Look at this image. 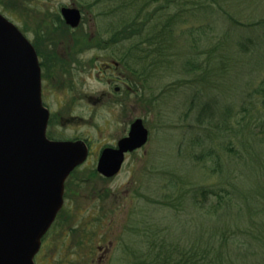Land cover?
Segmentation results:
<instances>
[{"label":"rangeland","instance_id":"1","mask_svg":"<svg viewBox=\"0 0 264 264\" xmlns=\"http://www.w3.org/2000/svg\"><path fill=\"white\" fill-rule=\"evenodd\" d=\"M19 1L12 0L22 7ZM186 1L187 6H191L194 2V0ZM115 2L114 5L118 4L117 0ZM24 3L30 7L24 8L26 14L16 6L4 7V11L0 8V11L4 15L7 14L6 16L20 28L26 26L31 29L34 22L37 23V14H39L38 23H41L39 25L41 32L49 29V26L52 27L55 22L56 25L52 27V29L56 28L54 41L63 40L62 46L66 47L67 52L69 50L67 56L69 61H72L71 66L73 63L70 79L77 83V91L82 98L70 113L76 117L72 122L59 125L60 123L56 121L54 127H49V131L53 129V137L60 139L84 136L97 149L106 143H114L126 134L129 123L135 117H141L149 131L147 143L127 155L124 165L114 177L101 179L97 174L91 175L90 169L95 166L96 154L89 156L76 168L66 185L62 209L35 255L36 264H98L97 259L100 254L98 246L107 245L109 241L112 246L104 264H126L135 254H142L148 247L146 243L157 239L160 233L169 237L170 244L165 245L166 251L174 256L175 247L200 248L203 245L200 236L205 232L204 228H221L226 223L225 220L232 227L238 224L239 229L263 232L262 237H264V160L259 157L261 175H255L248 163L244 166L241 164L236 166L243 174L239 175L236 174L237 171L230 159L233 150L240 145L238 140L246 137L247 127L259 131L255 141L254 149L257 150L255 154H264V27L259 29L258 25H250L251 22L264 17V0H218L217 5L227 10L229 16L232 15L237 23H231L230 18L227 19L223 14L216 22L205 21L196 18L195 14L192 16L188 14V21L183 25L197 26L206 23L209 27L212 25L216 28L214 32L211 30L206 32V35L212 38L210 46L217 45L218 51L226 46L221 41L222 37L226 35L225 40H228L229 36V50L225 51L229 54L226 61L228 73L222 76H209L206 75L208 73L205 69L186 71L184 61L189 58L190 52H183L182 49L187 51L188 46L185 43L188 42V38L182 36V39H179L181 46L176 45L173 48L176 57L173 60L171 57L172 65L167 68L165 63L159 71L155 72L156 69H153L154 73L148 74L147 92L151 98L150 106L146 107L143 102L131 98L136 101L135 111L128 107L125 112L122 105L115 102L113 87L109 88L107 83L99 80L96 74L102 69V62L122 56L130 41L124 40L110 46L105 45L104 48L94 46L95 40L100 37L112 35L118 38L111 28L118 22L117 16L121 15L119 11L114 17L108 15L103 18L99 13L107 9V2L99 7L90 8L79 5L82 12L81 22L72 30L63 25L58 27L56 19L57 15L60 16V4L78 5L76 0H24ZM168 12L162 13L166 16ZM233 27L238 31L232 30ZM29 29L27 36L31 40L40 36L38 33L35 36ZM90 33H95L99 37L88 41L87 37ZM48 38L49 35H42L43 51L46 49L44 47ZM221 43L222 45H219ZM43 54L46 60L45 55L49 52L45 50ZM237 55L239 58L232 70V63ZM205 56L206 54H202L199 61ZM57 58L58 62L62 60ZM209 62L210 68L215 63L219 64L218 59ZM222 65L220 63V66ZM215 67L217 65L213 66ZM222 71L223 69H218L216 73ZM110 72L116 73L112 69L103 74L106 77ZM205 75L207 78L202 80L200 76ZM197 78L199 80L195 83L196 89L202 88V92L191 105L194 84L180 82H186L185 80L190 82ZM64 88L58 87L57 90L52 91L55 94L53 97L55 101L50 102L47 98L49 108L55 112L64 108L62 103L67 101L64 97L70 96L68 92L66 93L68 95H64ZM103 90L105 94L97 103L86 97L87 94L92 97L100 96ZM207 100L214 109L227 106L231 117L228 116L223 120L219 117L209 119L208 113L204 117L201 116L199 105ZM237 119H239L238 125L229 123L227 126L228 122ZM246 122H248L247 127L243 128ZM237 128H239L238 134ZM214 132L220 133L219 136L215 137ZM212 158H217L219 162L221 161L220 164H215ZM257 161L258 158H253L254 163ZM174 180L177 183L182 181L190 184L185 188L187 194H182V197L178 198L177 204L181 202L179 206L169 207L166 205L167 200L164 201V190L165 186L174 190ZM216 183L217 186L225 187L227 191H232L234 185L237 188L239 205L244 210L247 206L243 197L250 196L251 198L248 199L254 209L252 215L246 217L247 210L243 213L235 208L226 213L231 214L230 220L224 216V219L214 225L211 216L214 210L210 209L211 205L208 209H199L192 195L197 193L193 190L194 186L212 188ZM214 198L215 196L208 197L209 202L215 203ZM262 206L263 212H256L255 209L258 207L261 209ZM259 223L261 226H258ZM173 242L177 246H172ZM256 243L259 244L257 249L262 250L264 245ZM242 261L236 264L252 262L249 257L243 258Z\"/></svg>","mask_w":264,"mask_h":264},{"label":"trees","instance_id":"2","mask_svg":"<svg viewBox=\"0 0 264 264\" xmlns=\"http://www.w3.org/2000/svg\"><path fill=\"white\" fill-rule=\"evenodd\" d=\"M115 1L116 0H76V2L79 3H77L78 5H86L88 8L93 6L99 7L101 4L107 2V9L104 11L102 10V12L99 13V16L101 17H107L108 15L114 17L117 15V11L121 14L120 17L117 16L118 22L116 25H111L113 28H111V30H113V32L115 31L118 38L108 35V37H104V44L110 46L124 40L130 41V44L126 46L125 57L128 55L130 58L128 57L126 59L132 60V63H129L126 60L125 66L130 71H133L137 76L136 86L138 99L141 100L145 98L144 92L146 89L147 77H149L148 74L150 72L154 73L153 69H156L155 72L159 71L165 63L167 68L172 65L171 57L172 60L176 57L173 48H175L174 46L176 45L181 46L179 39H182V36L188 38V42L186 41L185 43L188 46L186 48L187 51H184V49L182 50L183 52H190V55L188 56L189 58L184 61V67L187 68L186 71L192 72L197 69H205V72L208 73L206 75L209 76H222L225 73H228L229 68L226 65V61H228L229 54H226L225 51L229 50V36L228 40H225L226 35L222 37L221 41L224 42L223 44L226 46L223 47V50L218 51L217 49L219 47L217 45L210 46L212 38L206 35V32L210 30L214 32L216 29L215 27L212 25L209 27L206 23H200L197 26L183 25L188 21V14L191 16L195 14L194 16L196 18L199 17L210 22H216V20L221 17L220 15L223 14L227 19L228 17L230 18L231 23H237L236 19L232 15L229 16V12L227 10H224L221 5H217L218 0H194L191 6L186 5V0H183V2L182 0H117L118 4L114 5L116 3ZM163 11L169 12L165 16V14L162 13ZM250 25H258L259 29L264 27V17L251 22ZM232 30L238 31L236 27H233ZM120 36L122 37L120 38ZM258 43L259 40L256 41L257 46ZM219 45H222V43ZM213 51L216 54L213 53ZM202 54H206V56L203 60L199 61V57ZM121 58L124 59V57ZM238 58L239 55L236 56L234 62L232 63V70L235 68ZM217 59L219 64L215 63L214 65H217L218 68H213L214 65L210 68L209 61H217ZM220 63L223 65L220 66ZM218 69H223V71L217 74L216 71ZM206 75L200 76V78L202 77L201 79L203 80L205 77L207 78ZM198 80L199 78L195 79V82H189L188 80H185L186 82H180L194 84V89L191 93V98L193 100L191 105L194 104L197 95L202 92V88L196 89L195 83ZM249 80L250 77L248 81ZM199 106V114L203 117L206 116L207 113L209 119L219 117L224 120L228 116L231 117V112L228 110L227 106L214 109L211 103H209V100L202 102ZM242 120H244V117ZM229 123L238 125L239 119L235 121L231 120L228 122L227 126ZM247 124L248 122L244 124L243 128L247 127ZM224 126L226 127L225 123ZM219 127H221V125ZM236 133H239V128L236 129ZM258 133L259 131L257 129L254 131L252 128L247 127L246 137L238 140L240 144L239 147H237L236 150L234 149L233 154L230 155L235 171L238 172H236V174L243 175L236 166L240 164L244 166L247 165V163L250 169L255 172V175L262 174V168L259 167V157L264 160V154L259 153V155H256L255 153L257 150L254 149ZM219 134L220 133L214 132L215 137L219 136ZM213 156H215L214 153ZM198 158L200 159V154L198 155ZM253 158H258V161L254 163ZM212 160L215 164H220L221 162H219L217 158H212ZM188 184H185L182 181L177 183V181L174 180V190H170L167 186H165L164 201L167 200L166 205L169 207L179 206L181 202H178L177 204V200L182 197V194H187L185 192V188ZM217 185L218 184L216 183V185H213L212 188L203 186L195 188L194 186L193 190L197 191V193L192 195L193 200L198 205L199 209H208L209 205H211L210 209L214 210V213L211 215L214 220V225L217 221L220 222L224 219V216L229 219L231 214L226 213L235 208L243 213L247 210L246 217H250L252 215L254 209H252L248 199L250 196L244 195L243 197L247 206L244 210V208L239 205L236 192L237 188H235L234 185H232V191H227L225 187L222 188ZM210 196H215V203L209 202L208 197ZM255 210L256 212H263V206L261 209L258 207ZM201 213L203 214V212ZM225 222L226 223L221 228H204L205 232H202V235L200 236V242L203 244L200 248L183 247V249H181L175 247L176 254L174 256H171L170 253L166 251L165 245L170 244L168 241L169 237L161 235L160 233L156 237L157 239H154L150 243H146V246L148 247L142 252V254H135L133 257L128 259L130 262L126 264H236L242 263V259L245 257H249L252 261L250 262L251 264H264V246L262 250L257 249V245L259 244L256 243L259 242L264 245V237H262L263 232H252L245 228L239 229L238 224H236V227H232L229 225L228 221L225 220ZM258 226H261L260 223ZM251 239H255L256 241ZM173 243L171 244L172 246H177L176 243Z\"/></svg>","mask_w":264,"mask_h":264},{"label":"water","instance_id":"3","mask_svg":"<svg viewBox=\"0 0 264 264\" xmlns=\"http://www.w3.org/2000/svg\"><path fill=\"white\" fill-rule=\"evenodd\" d=\"M76 26V7H62ZM49 111L41 99V76L34 46L0 13V264H35L41 238L63 203L67 175L87 155L82 139L46 135ZM148 130L135 119L117 147H106L97 170L118 172L124 153L145 144Z\"/></svg>","mask_w":264,"mask_h":264},{"label":"flooded vegetation","instance_id":"4","mask_svg":"<svg viewBox=\"0 0 264 264\" xmlns=\"http://www.w3.org/2000/svg\"><path fill=\"white\" fill-rule=\"evenodd\" d=\"M0 4L2 6V7L0 6V8L3 11L5 10L4 7L7 8L10 6L11 7L16 6L18 9H21V11H23L24 14L27 13L24 8H30L27 4L24 3V0L19 1V4L22 5V7H19L17 4L12 2V0H0ZM38 5L39 4L37 3V7H38ZM73 5L74 4L69 5L66 3H62L59 5V15L60 16L58 17V15H57V19H56V21L58 22L57 24L59 25L58 27L63 25L67 29L74 30L75 28H77L79 26L81 21L76 26H71L70 24H68L66 22L65 18L62 15V12H61L62 7L73 6ZM1 13L4 14L3 12H1ZM38 16H39V14H37L36 18L39 19ZM34 18H35V12H34V15L32 17V20ZM38 19H36L37 23L34 22V25L31 29L26 28V26L21 27V29L23 32H25L26 35H28L27 29L31 30L33 32V34H35V36L38 34L40 35V36H36L31 41L34 44V46L38 52V56H39V60H40L41 79H42L41 94L43 92V94H42L43 104L49 109V120H48L46 132L50 138H54L53 137V135H54L53 129H52V131H49L48 130L49 127H52L53 125H55L56 121H58L60 123L59 125L66 124L67 122L68 123L72 122L76 117L74 115H71L70 113H72V111L74 110V105L77 102H79V100H81L82 98L80 97V94L77 91V86H76L77 83L72 82L70 79L71 67L73 68V63L71 66L70 64L72 61H69V57L67 56L69 50L67 52L66 47L62 46L63 40L62 41L61 40L60 41L59 40L54 41V38L56 37V34H55L56 28L52 29V27L56 25L55 22H54V25L52 27L49 26V29H46L45 31L43 30L41 32V31H39V25L41 23H38ZM42 35H49L50 36V38H48L47 43L45 45L46 47H44V48H46L45 50H47L49 52V54L45 55L46 60L44 59V54H43V52L45 50L43 51V47H42V43H43ZM98 37L99 36L97 34L95 35V33H92V34L90 33L87 37V40L88 41H91L93 39L95 40ZM104 45H105L104 44V38L100 37V38L95 40L94 46H97L98 48H104ZM67 48H68V46H67ZM78 52H79V50H78ZM125 52H126V50L122 52V56H120V57H117V58L113 57L108 62H102V65H103L102 69H99L97 74H96V76H98L99 80L105 81L107 83L109 88H111V86L113 87V91H114L113 94L116 95L115 102L122 105L124 112L126 110H128V107L135 111L136 101L138 100V93H137V86H136L137 85V82H136L137 76L133 71H130L128 68H126V66H125V63L127 60L126 58H128L129 56L126 55V57H125ZM65 56H67V57H65ZM57 57L62 58V60H59V62H58ZM121 57H124V59H122ZM127 61L129 63H132V60H127ZM64 64H66L67 66H64ZM131 65H134V64H131ZM64 69H66V71H64ZM112 69H113V71H116V73L114 74V73L110 72L109 75L105 77L103 72H105L107 70L111 71ZM101 72L103 75L101 74ZM64 73H65V75H64ZM58 87H65L64 88L65 92H63L64 95L68 92L70 96L64 97L67 100L66 102L62 103V106L64 105V108L61 109L60 111L55 112L51 108H49V102H48L47 98L50 99V102L55 101L53 98L55 96V94H53L52 91L57 90ZM104 94H105V90H103V93L100 96L92 97L90 94H87L86 97L89 100L97 103L99 100H101V98H102L101 96ZM108 94H110V93H108ZM121 94H123V95L121 96ZM66 95H68V94H66ZM71 95H73V96H71ZM131 98H134L136 101L134 99H131ZM64 100H61V101H64ZM141 101L145 102L146 107L150 106V102H147L145 99H141ZM150 101H151V99H150ZM135 119H136V117L133 118V120H135ZM132 121L129 123L128 130H127L126 134H124L123 136L128 134ZM123 136H121V137H123ZM121 137H119L114 143H106L105 145L99 146L97 149H96L95 145L92 144V142L87 137L73 136L70 138L71 139H82L86 143L87 148H88L87 158L89 156H93L94 154H96L95 166H94V168L90 169L91 175L97 174V176H99L101 179H109V178H112L119 173L122 166L124 165V162H125L127 155L135 152V150H136V149L135 150L133 149V150L126 151L124 153V159H123V162L121 164V167H120L119 171L117 173H115L114 175L106 176V175L102 174L101 172H99L97 170V164H98V159L100 157L101 152L103 151V149L105 147H116L117 143ZM75 171H76V168L68 175V177L66 179L64 195H65V191L67 188L66 185L69 182L71 175ZM111 246H112L111 241H109L107 243V245L98 246L99 250H100V254H99V257L97 259L98 264H104L107 261L108 251H109Z\"/></svg>","mask_w":264,"mask_h":264}]
</instances>
